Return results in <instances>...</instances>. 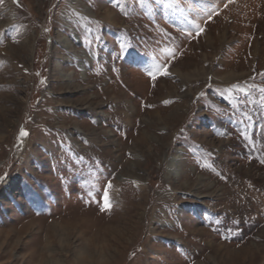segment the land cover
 Instances as JSON below:
<instances>
[{
  "label": "rangeland",
  "instance_id": "374dc122",
  "mask_svg": "<svg viewBox=\"0 0 264 264\" xmlns=\"http://www.w3.org/2000/svg\"><path fill=\"white\" fill-rule=\"evenodd\" d=\"M261 89L264 0H0V264H264Z\"/></svg>",
  "mask_w": 264,
  "mask_h": 264
},
{
  "label": "snow or ice",
  "instance_id": "6c2138e0",
  "mask_svg": "<svg viewBox=\"0 0 264 264\" xmlns=\"http://www.w3.org/2000/svg\"><path fill=\"white\" fill-rule=\"evenodd\" d=\"M213 12L215 11V9H213L212 10ZM212 18V13L210 12L209 13V15H208V19L210 20ZM193 20H194V18H193ZM190 23H192L193 24V27H192V29H184L183 31H184V33H185V35H187L188 37H192L193 36V30L195 31V35L196 36H199V35H201L203 32H204V28L201 26V24H199V23H194L192 20H190ZM48 29H45V31H47ZM97 40H99V39H101L100 37H97L96 38ZM120 50L121 51H127V49H126V47L122 44L121 46H120ZM166 51H167V49H166ZM175 55H176V53H175V50L173 49L170 53H169V56H168V60H169V62L172 60V59H174L175 58ZM167 64L166 63H161V64H157V65H155V67H154V69L153 70H149L148 71V75H149V77H151L152 79H155L156 78V74L158 73V74H160V75H164V76H167L168 75V72H167ZM261 91H264V89H261ZM20 135H21V137H23V136H26V135H28V133L26 132V130H21V132H20ZM262 162H264V161H262ZM4 179V177H0V180H3ZM107 187L108 188H111L112 187V184H111V182H109L108 184H107ZM111 207H112V205H111V200H110V198H109V196H108V193L107 192H105V195H104V202H103V204L101 205V208H100V210L101 211H110L111 210Z\"/></svg>",
  "mask_w": 264,
  "mask_h": 264
},
{
  "label": "clouds",
  "instance_id": "9594fccd",
  "mask_svg": "<svg viewBox=\"0 0 264 264\" xmlns=\"http://www.w3.org/2000/svg\"><path fill=\"white\" fill-rule=\"evenodd\" d=\"M81 257L87 258L89 260V264H90V257H88L87 251H83L81 253H78V257L75 261V264H85V261L83 259H81ZM100 264H103V261H101Z\"/></svg>",
  "mask_w": 264,
  "mask_h": 264
},
{
  "label": "bare ground",
  "instance_id": "6f19581e",
  "mask_svg": "<svg viewBox=\"0 0 264 264\" xmlns=\"http://www.w3.org/2000/svg\"><path fill=\"white\" fill-rule=\"evenodd\" d=\"M9 181H10L11 185L14 184V182H13L14 180L10 179ZM244 222H245V221H244ZM246 230H247V229H246ZM246 230H245V232H246ZM248 230H249V229H248ZM248 232H249V231H248ZM243 234H244V233H243Z\"/></svg>",
  "mask_w": 264,
  "mask_h": 264
}]
</instances>
